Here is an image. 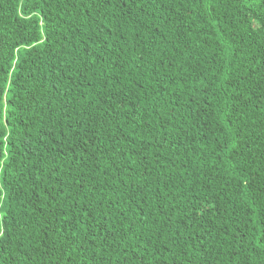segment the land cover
Returning <instances> with one entry per match:
<instances>
[{
  "label": "trees",
  "instance_id": "trees-1",
  "mask_svg": "<svg viewBox=\"0 0 264 264\" xmlns=\"http://www.w3.org/2000/svg\"><path fill=\"white\" fill-rule=\"evenodd\" d=\"M0 264H264V0H0Z\"/></svg>",
  "mask_w": 264,
  "mask_h": 264
}]
</instances>
